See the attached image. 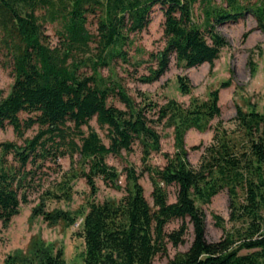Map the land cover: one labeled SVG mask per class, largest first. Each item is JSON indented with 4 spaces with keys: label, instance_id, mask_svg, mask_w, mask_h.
<instances>
[{
    "label": "trees",
    "instance_id": "16d2710c",
    "mask_svg": "<svg viewBox=\"0 0 264 264\" xmlns=\"http://www.w3.org/2000/svg\"><path fill=\"white\" fill-rule=\"evenodd\" d=\"M196 1L0 0V43L12 53L15 77L10 93L0 101V127L10 124L23 138L38 126L24 144H2L0 222L8 225L21 204L28 202L30 163L79 154L87 169L72 176L84 177L95 195L98 176L106 185L118 186L121 173L107 162L108 155L130 152L139 143L146 162L161 150L156 126L163 123L173 128L176 151L167 155L164 167L145 163L143 172L152 182L153 206L145 196L140 174L127 167L123 197L117 202H90L82 213L79 234L85 242L84 264H154L157 255L167 254L169 243L178 246L185 241L187 218L194 227V239L187 251L176 253L167 264H264V113L237 105L234 130L219 123L194 166L188 158L186 134L192 128L209 129L212 120L221 116L220 91L229 82H222L203 102L196 99L185 106L170 99L161 106L140 107L120 83L100 70L117 57L125 58L124 46L132 34L148 27L156 5L164 10L166 44L152 55L154 66L149 74L140 78L146 83L168 71L173 55L182 68L206 62L213 67L228 45L217 25L238 22L251 13L264 33V0L257 4L223 0L225 5L207 10L204 26L193 21ZM45 22L57 23V45L49 43ZM91 24L96 26L94 32L89 29ZM87 66L92 68L90 74L84 70ZM178 81L180 90L190 93L189 79L179 75ZM114 96H119L125 108L110 103ZM23 113L27 116L22 117ZM151 113L155 119L149 117ZM93 119L105 131L108 143L92 126ZM11 154L14 163L8 166ZM170 186L176 187L175 201H170ZM224 189L230 196L233 226L228 230L222 217L215 215L224 235L209 241L205 213L197 202L211 203ZM33 213L50 222L65 217L63 212H46L44 204ZM175 219H181V225L167 231ZM32 253V264H65L64 250L42 241L33 244ZM20 259L9 256L6 264H19Z\"/></svg>",
    "mask_w": 264,
    "mask_h": 264
},
{
    "label": "rangeland",
    "instance_id": "374dc122",
    "mask_svg": "<svg viewBox=\"0 0 264 264\" xmlns=\"http://www.w3.org/2000/svg\"><path fill=\"white\" fill-rule=\"evenodd\" d=\"M241 1L246 4L261 2V0ZM223 5H225L223 0L196 1L193 5L194 23L204 26L207 10ZM164 21V10L160 5H156L148 27L132 34L130 41L124 46L125 58L117 57L109 66L100 70L104 76H109L110 79L120 83L128 96L140 107L149 103L161 106L170 99H175L185 106L196 99L203 102L209 98L212 90L219 88L222 82L228 81V87L220 91L221 116L212 120L209 129L200 131L192 128L186 134L188 158L196 166L205 145L212 141L214 129L219 123H222L225 129L234 130L237 105L245 110L256 108L264 113V33L258 28V23L251 13H246L238 22L217 25V30L225 37L228 45L222 49L213 67L206 62L196 67L182 68L173 55L168 71L159 80L146 83L140 78L149 74L150 67L154 66L152 55L162 50L166 44ZM57 27V23L52 22H45L43 26L47 39L52 45L58 44ZM95 28V24L89 25L91 31L94 32ZM94 46L95 44H92V53L97 52ZM13 64L12 53L0 43V101L10 93L14 84ZM84 70L89 74L92 72L89 66L84 67ZM179 75L189 79L190 93H183L180 90ZM109 101L117 107L125 108L119 96L111 97ZM25 116L27 115L23 113L22 117ZM149 117L155 119L156 115L151 113ZM91 124L103 141L108 143L105 131L96 119H93ZM156 128L161 134V150L153 152L146 162H143L139 143H135L130 152L122 151L119 155H108L107 162L121 173L118 186L106 185L98 176L96 177L98 191L95 195H92L84 177L72 176L82 169H87L79 154H75L73 158L69 155L60 158L48 157L30 163L27 166V170L32 171L27 178L28 202L21 204L19 213L8 225L0 222V264H6L9 256H21L19 264H22L24 259L30 260L28 263L24 261V264H32L33 244L37 241H42L55 250L62 248L65 264H84L85 242L79 234L81 226L78 227L76 224L82 219V213L88 210L90 202L101 203L106 200L117 202L123 197L127 185L125 173L127 167L135 168L140 174L139 181L145 188V196L153 206L152 182L149 174L143 172L145 163L147 166L164 167L167 163V155L172 156L176 151L173 128L166 127L163 123L158 124ZM37 131L38 126H34L26 131L22 138L16 135L10 124L6 123L4 127H0V156L3 154V143L14 142L22 145L25 138L33 137ZM193 146L200 148L194 149ZM13 158L14 154L8 156V166L14 163ZM168 190L170 201H175L176 187L170 186ZM40 204H44L46 212L56 215L63 212L65 217L50 222L43 215L34 214V209ZM197 205L205 213L206 236L209 241H217L224 235L223 228L216 224L215 215L222 217L228 230L232 229L233 223L229 220L230 196L227 189L217 194L211 203L204 204L198 201ZM186 222L188 230L185 241L178 246L169 243L167 254L157 255L154 264H167L176 253L188 250L194 239V227L189 218ZM181 223V219H175L166 226V230L177 229Z\"/></svg>",
    "mask_w": 264,
    "mask_h": 264
},
{
    "label": "built area",
    "instance_id": "2783aa9c",
    "mask_svg": "<svg viewBox=\"0 0 264 264\" xmlns=\"http://www.w3.org/2000/svg\"><path fill=\"white\" fill-rule=\"evenodd\" d=\"M82 221H83V218L77 222L76 226L80 227V226H81V223H82Z\"/></svg>",
    "mask_w": 264,
    "mask_h": 264
}]
</instances>
